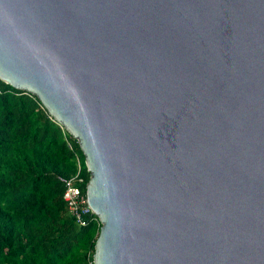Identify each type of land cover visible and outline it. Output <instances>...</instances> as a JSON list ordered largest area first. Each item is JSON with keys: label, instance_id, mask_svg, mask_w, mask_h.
Here are the masks:
<instances>
[{"label": "water", "instance_id": "95a60500", "mask_svg": "<svg viewBox=\"0 0 264 264\" xmlns=\"http://www.w3.org/2000/svg\"><path fill=\"white\" fill-rule=\"evenodd\" d=\"M0 80L77 141L93 264H264V0H0Z\"/></svg>", "mask_w": 264, "mask_h": 264}, {"label": "trees", "instance_id": "16d2710c", "mask_svg": "<svg viewBox=\"0 0 264 264\" xmlns=\"http://www.w3.org/2000/svg\"><path fill=\"white\" fill-rule=\"evenodd\" d=\"M78 170L86 195L77 141L35 95L0 80V264H93L101 225H78L63 201L60 179Z\"/></svg>", "mask_w": 264, "mask_h": 264}, {"label": "built area", "instance_id": "2783aa9c", "mask_svg": "<svg viewBox=\"0 0 264 264\" xmlns=\"http://www.w3.org/2000/svg\"><path fill=\"white\" fill-rule=\"evenodd\" d=\"M79 173L80 172L78 170L75 177L71 179H60V181L65 186L63 201L67 206L68 213L75 219L78 225L84 226L85 225L84 221L86 217H91V216L96 217V216L92 213V211L90 210L87 204L86 195L82 194L80 190V186L84 184V180L82 177H80ZM87 184H86V189H87Z\"/></svg>", "mask_w": 264, "mask_h": 264}]
</instances>
